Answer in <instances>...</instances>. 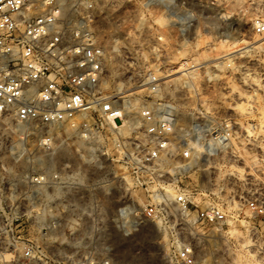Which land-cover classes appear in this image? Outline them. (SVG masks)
Segmentation results:
<instances>
[{
    "label": "built area",
    "instance_id": "2783aa9c",
    "mask_svg": "<svg viewBox=\"0 0 264 264\" xmlns=\"http://www.w3.org/2000/svg\"><path fill=\"white\" fill-rule=\"evenodd\" d=\"M144 1L158 6L180 28L184 13L190 11L188 0ZM199 2L208 10H233L231 0ZM239 10L251 13L253 38L263 43L264 0H241ZM98 11L96 0H0V264H98L91 255L69 262L58 259L51 250L21 238L9 227L23 218L15 214L17 207L45 204V189L50 191L49 219L54 230L67 209L87 203L99 207L101 196H114L116 180L132 191L146 193L135 200L137 208L127 209L133 219L129 224L173 222V205L189 215L195 213L202 224L222 228L228 221L217 203L199 207L193 202L176 179L182 163L176 158L191 159L193 138L202 145L206 158L226 150L232 138L230 120L213 113L197 116L187 125L184 139L177 138L178 127L183 126L165 106L167 101L157 97L161 79L153 68L156 58L152 64L145 59L140 64L130 51L134 23L125 36H113L111 44L117 38L123 51L125 81L119 85V77L107 67L108 46L95 27ZM235 56L232 52L226 59ZM135 100L142 105L135 106ZM75 140L93 145L91 158ZM10 143L11 151L6 149ZM4 154L17 171L22 170L18 184H10ZM43 157L49 161L47 166L41 164ZM243 199L252 219L248 247L261 263L264 196L255 191ZM82 213V220L91 219ZM97 232L87 227L84 235ZM59 238L53 237L56 250L52 251H68L56 248ZM72 246L89 254L100 250L92 242ZM241 246L248 251L243 242ZM101 250L110 252L107 247ZM177 260L198 264L190 243L181 244ZM104 264L112 262L106 259Z\"/></svg>",
    "mask_w": 264,
    "mask_h": 264
},
{
    "label": "rangeland",
    "instance_id": "374dc122",
    "mask_svg": "<svg viewBox=\"0 0 264 264\" xmlns=\"http://www.w3.org/2000/svg\"><path fill=\"white\" fill-rule=\"evenodd\" d=\"M96 1L99 11L95 27L108 48H111L113 37L109 32L117 28L115 33L125 36L128 27L134 23V43L129 48L139 57L140 64L144 59L145 63L152 64V58H157L161 68L152 67L158 76L159 71L171 74L191 66L198 68L194 78H189L186 70L169 77L185 76L175 85H169L172 91L157 94L175 106L179 125H188L197 116L210 113L230 120L232 138L229 147L206 158L202 155V145L198 143L200 151L192 150L189 160L195 158L198 164L194 163L188 171H179L176 176L199 207L217 203L225 211L228 221L222 225L223 234H219L217 226L200 223L195 213L182 218L175 205L170 207L173 222L138 220L136 225L129 224L133 219L127 209L137 208L135 200L146 193L132 191L120 180L114 182V196H101L105 198L104 206L89 207L98 216L101 213L102 219L85 221L80 218L81 211L67 209L63 212L66 217L54 230L49 219L51 206L22 205L15 209V214H23V218L9 227L21 238L37 242L51 250V255L67 262L91 255L98 264H104L106 259L112 264H179V247L182 243H190L198 264H263L264 258L260 263L241 246L252 227L250 210L243 198L255 191L264 196V155L259 147L264 135V44L260 46L262 40L253 38L251 13L239 10L241 0H231L233 10L229 13L208 10L199 0H188L190 11L184 13V24L180 28L170 15L164 14L158 6L147 5L144 0ZM223 39L235 44L226 49L221 46ZM249 43L255 47L246 56L236 55L233 60L226 59L229 55L220 57ZM217 47H222L220 51L223 52L218 53ZM117 53L118 57L115 56L121 68L122 49ZM244 66L248 75L244 73ZM107 67L108 70L111 68L109 61ZM244 76L254 83L252 87L245 84ZM252 141L257 142L256 146L250 145ZM176 159L185 162L179 156ZM201 179L205 181V187L201 186ZM236 212L239 216L235 215ZM181 221L184 222L182 228L177 224ZM87 224H93L97 229L94 236L84 235ZM233 229H237L241 237L232 233ZM54 236L61 240L56 248L68 251H52L56 250L53 248ZM91 242L100 249L98 252L89 254L72 246ZM101 247L109 248L110 252L102 251Z\"/></svg>",
    "mask_w": 264,
    "mask_h": 264
},
{
    "label": "bare ground",
    "instance_id": "6f19581e",
    "mask_svg": "<svg viewBox=\"0 0 264 264\" xmlns=\"http://www.w3.org/2000/svg\"><path fill=\"white\" fill-rule=\"evenodd\" d=\"M110 9V8H109ZM104 24V23H103ZM99 25V24H98ZM97 25V26H98ZM115 29V28H114ZM118 29L116 28V31H117ZM115 30H114V32H109L108 34L110 35V36H115L116 34H118V33H115L116 32ZM107 35V34H106ZM117 40V38H115V40H114V43L113 44H110V46H111V48H108V49H110L109 50V52L111 51V49H112V51H116V52H113L112 53V51L110 52V54L112 53L113 54V56L112 55H110V57L111 58H109V62H110V64H111V68L109 69L110 71H111V73L115 76V77H119V79L117 80L118 81V83H119V85H121L125 80L122 78V70H120L121 68H119V63L120 62H118L117 61V59H116V56L118 57V55H116V54H118L117 52L118 51H120L119 50V45L117 44V42H115ZM222 41V40H221ZM223 44H221V46L222 47H226V49L228 48V47H233V45L235 44V42L234 41H230V40H226V39H223ZM262 44H264V42L263 43H259V45L261 46ZM222 47H217V49L219 50V52L218 53H221V52H223V51H220V50H223V49H221ZM255 46L254 45H252V43H249V44H247L246 46H243V47H241V48H239L238 50H234V51H230V52H226V53H224V54H222L220 57H226V56H228L229 54H231L232 52H235V51H239L236 55H239V57L240 56H246V55H248V52L250 53V51H252L253 50V48H254ZM256 47H258V46H256ZM116 53V54H115ZM116 55V56H115ZM146 56V55H145ZM229 57V56H228ZM227 58V57H226ZM122 62V61H121ZM121 65H122V63H121ZM216 65V64H215ZM161 62H159V61H157V58H156V63H155V67H157L158 69H160L161 67ZM182 66H184V65H182ZM192 67V66H191ZM191 67H188V68H184V69H180V70H176V71H174V72H172L171 74H162V73H160V71H159V73L158 74H160L159 75V77H160V79H161V84H160V87H162L161 89H160V95L161 94H163V91H165V90H170V91H172L171 89H170V87H169V85L170 84H172V85H175L183 76H184V74L183 75H177V76H174V77H172V78H169V77H171V76H173V75H175V74H177V73H179V72H182L183 70H186V73L185 74H187L188 75V77L189 78H194V76L196 75V71H197V69H195V68H191ZM243 69H244V73H245V75H248L247 73V68L244 66L243 67ZM207 73H209L208 72V70H207ZM211 73V72H210ZM210 75V74H209ZM185 77V76H184ZM187 77V76H186ZM212 78V77H211ZM243 78V77H242ZM208 79V78H207ZM244 81H245V84L247 85V86H249V87H252L253 86V82L252 81H250L248 78H247V76H244ZM191 80V79H190ZM181 81V80H180ZM159 95V96H160ZM134 105L135 106H138V105H142V103L140 102V101H138V100H135L134 101ZM165 106L170 110V112L173 114V115H175L176 116V119H177V121H179V117L176 115V108H175V106L174 105H172L171 103H167L166 102V104H165ZM261 125V124H260ZM184 127H178L179 129H178V131H177V138H180V139H184V136L185 135H187L188 134V130H187V125H186V123H185V125H183ZM264 129V128H263ZM264 131V130H263ZM262 133V132H261ZM251 139V138H250ZM249 139V140H250ZM247 140H248V137H247ZM252 140V139H251ZM250 140V141H251ZM260 141L262 142V144H260V149H261V152H262V155H264V144H263V141H264V135H262L261 136V138H260ZM260 142V143H261ZM199 142H198V140L197 139H195V138H193L192 139V142H191V144H190V148L192 149V150H195V151H200V147L201 146H199V144H198ZM256 143L257 142H250V145L253 147V146H256ZM4 144V143H3ZM75 144L77 145V147H79V148H82L85 152V156L87 157V158H91V156H92V151H93V145L92 144H90V143H87V142H83L82 140H75ZM181 144L182 145H185V142H181ZM259 144V143H258ZM7 150H9V151H11V150H13L14 149V146H13V144L12 143H10L9 145H7V148H6ZM233 152V151H232ZM196 153V152H195ZM217 155V154H216ZM2 160H3V164L5 165V167H7V171H8V178H9V181H10V184L11 185H14V184H18L20 181H21V177H19V176H21L22 175V170H20V171H17L16 170V165L13 163V161H11V159L8 157V156H6L5 154H4V156L2 157ZM48 159L47 158H45V157H43L42 158V160H41V164L42 165H48ZM196 164L197 163V161H196V159L194 158L193 160H191V161H185V162H183V163H180L179 164V166L181 167L180 168V171H188L189 170V168L191 167V166H193V164ZM198 164V163H197ZM200 184H201V186L202 187H205L206 186V184H205V181L203 180V179H201L200 180ZM56 192V191H55ZM44 193H45V199H46V201H45V205H47V206H50V204H49V201H48V199H49V195H50V191H48V190H44ZM102 203L103 204H105V198L104 199H102ZM103 204H101V205H103ZM100 205V206H101ZM99 206V207H100ZM104 206V205H103ZM90 206L88 205V203L86 204V205H77V206H75L74 207V210H76V211H83V212H85V213H87V215H89V217L91 218V220H93V221H95V220H98V219H102V216H100V214L101 213H99V216H98V214H96L95 212H94V209H91V208H89ZM99 209H101V208H98V210ZM179 211V210H178ZM179 213H180V216L183 218V216H186V214H188V212L187 211H184V210H180L179 211ZM66 219V218H65ZM83 220H85V221H87V219L86 218H84ZM51 223V222H50ZM46 224V223H45ZM52 225L54 224V222L53 223H51ZM94 224V223H93ZM93 224H87V226H86V228L87 227H91V228H94L93 227ZM178 224V226L179 227H183L184 226V222L183 221H181V222H179V223H177ZM51 225V226H52ZM176 227V226H175ZM85 228V229H86ZM248 229V228H247ZM217 231L219 232V234L220 235H222L223 233H222V229L220 228V227H218L217 228ZM232 233H234V234H237V236H240L241 237V233L240 232H238V230L236 229H233L232 231H231ZM243 245L245 246V247H248L249 245H250V242H249V240H247V239H243ZM249 254H250V256H252V258L253 259H255V260H257L258 259V257H256V255L253 253V251H252V249L250 248V247H248V251H247ZM264 258V257H263ZM264 260V259H263ZM262 262V261H261ZM263 264H264V261H263Z\"/></svg>",
    "mask_w": 264,
    "mask_h": 264
}]
</instances>
